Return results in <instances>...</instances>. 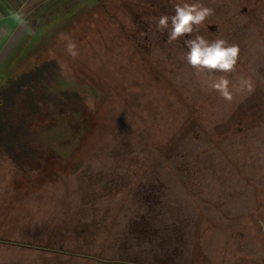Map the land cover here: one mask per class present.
Masks as SVG:
<instances>
[{
  "label": "rangeland",
  "instance_id": "obj_1",
  "mask_svg": "<svg viewBox=\"0 0 264 264\" xmlns=\"http://www.w3.org/2000/svg\"><path fill=\"white\" fill-rule=\"evenodd\" d=\"M184 3L214 10L193 35L240 49L231 102L156 32ZM26 25L0 86L56 59L89 107L39 121L43 161L0 154V237L26 244L0 264H262L264 0H49Z\"/></svg>",
  "mask_w": 264,
  "mask_h": 264
},
{
  "label": "trees",
  "instance_id": "obj_2",
  "mask_svg": "<svg viewBox=\"0 0 264 264\" xmlns=\"http://www.w3.org/2000/svg\"><path fill=\"white\" fill-rule=\"evenodd\" d=\"M61 70L56 59L44 60L7 78L6 84L0 86V154L16 163L20 161L22 166L43 161V153L30 147L34 142L30 137L40 120L54 117L55 111L73 116L82 111L80 118L85 120L89 107L86 98L76 89L62 86ZM259 223L261 226V220Z\"/></svg>",
  "mask_w": 264,
  "mask_h": 264
},
{
  "label": "clouds",
  "instance_id": "obj_3",
  "mask_svg": "<svg viewBox=\"0 0 264 264\" xmlns=\"http://www.w3.org/2000/svg\"><path fill=\"white\" fill-rule=\"evenodd\" d=\"M214 10L200 3L177 4L174 8V15H161L155 24L156 32L161 34L167 32L168 42L184 39L187 51L184 59L187 64L197 72H203L208 76L209 87L218 92L221 98L231 102L233 99V85L227 74L233 73L239 58V47L234 43H229L223 38H216L209 41L198 33L204 21L213 15ZM155 35V33H154ZM61 34V39H65ZM66 51L75 58L78 55L75 42L69 39ZM214 73H224L214 77ZM239 89L252 90L250 80L241 77L239 79Z\"/></svg>",
  "mask_w": 264,
  "mask_h": 264
},
{
  "label": "crops",
  "instance_id": "obj_4",
  "mask_svg": "<svg viewBox=\"0 0 264 264\" xmlns=\"http://www.w3.org/2000/svg\"><path fill=\"white\" fill-rule=\"evenodd\" d=\"M49 0H0V82L3 79L2 70H7L11 54L27 31L26 20L41 5ZM19 247L23 243L12 242L0 237V248Z\"/></svg>",
  "mask_w": 264,
  "mask_h": 264
},
{
  "label": "water",
  "instance_id": "obj_5",
  "mask_svg": "<svg viewBox=\"0 0 264 264\" xmlns=\"http://www.w3.org/2000/svg\"><path fill=\"white\" fill-rule=\"evenodd\" d=\"M261 229L264 234V222L263 221H261ZM242 264H247V263H242ZM262 264H264V262Z\"/></svg>",
  "mask_w": 264,
  "mask_h": 264
}]
</instances>
